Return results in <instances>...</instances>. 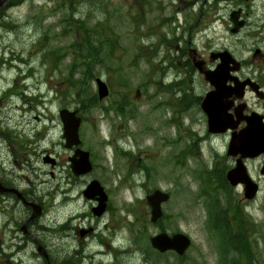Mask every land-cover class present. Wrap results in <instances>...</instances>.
Instances as JSON below:
<instances>
[{
  "label": "rangeland",
  "instance_id": "rangeland-1",
  "mask_svg": "<svg viewBox=\"0 0 264 264\" xmlns=\"http://www.w3.org/2000/svg\"><path fill=\"white\" fill-rule=\"evenodd\" d=\"M72 1V5L64 3V0L16 1L0 14V179H5L1 168L9 171L14 165L11 163L13 155L21 160L27 158L36 168L35 171L23 169L18 172L17 185L34 190L36 203L41 204L44 210L40 224L46 222L50 231L42 233L41 229H34L30 234L44 241L42 246L54 263L90 264L91 260L78 263V257L83 252H92L97 246L85 240V237L80 238L77 231L89 227L101 231L106 225L107 230L98 235L104 240L114 235V244L122 251L120 257H115L114 264H156L146 261L142 252L146 249L148 237L161 231L168 235L179 231L191 240V247L186 253L188 261L184 264H222L217 253L219 245L216 240L215 243L209 239L205 229L208 217L205 207L201 200L194 202L193 194L202 189L198 186V180L190 176L189 170L198 168L200 161L212 169L217 159L215 155L219 163L227 167L226 171L230 169L234 162L225 155L229 139L220 136L215 143L210 142L212 138L207 139L211 143V152L197 148L192 156L193 148L186 145L191 140L195 141L196 136L192 131L196 135H204L203 117L198 109L192 108L181 116L184 126L189 127H183L180 131L168 123V120L173 121V117L166 103L170 94L164 91L163 82L171 80L174 70L157 72L158 64L154 63L150 72L151 66L141 59L140 51L151 53V43L158 42L162 34L171 38L176 26L175 32L179 35L189 24L193 27L192 35L187 44L179 45L186 55L180 58L179 54L174 53L176 43L162 45L156 54L161 62L167 57L175 61V55L188 61V50L191 49L206 62V66L214 67L217 62H211L209 54L226 50L235 60L243 63L239 75L259 81L264 91V0H147L144 6H140V0ZM58 6H72L75 8L74 16L92 18L86 23L88 28L98 21H105L106 27L120 34L116 44L120 51L117 49L113 53L120 65L119 82L116 74H107L97 66L95 70L99 73H95V77L86 85L89 88L87 92L90 90L96 97V105L91 104L86 111L74 101L75 97L71 99L67 98V93V96L63 95L64 90L68 89L65 77L70 56L60 60L56 68L45 59V55L52 61L55 55L70 52L67 48L74 39L73 36L68 39L63 36L59 21L68 13V8L58 9ZM99 6L104 7L107 14L98 10ZM237 7L246 13V16L243 15L246 24L238 34L233 35L229 31L232 25L228 16ZM135 8L143 12L144 22L142 26L138 22L139 29L136 27L137 31L132 32ZM171 17L177 21L165 24L164 21ZM102 23L100 25L104 27ZM152 26L155 27L148 31ZM44 32L47 40L41 45L39 41ZM135 37L143 38L147 48L136 50L140 42ZM127 44L132 48L122 49ZM255 50L259 52L253 59ZM134 55L140 59L137 61ZM162 66H166V63L163 62ZM95 78H101L108 87V96L100 101L96 95ZM148 80L151 82L149 85ZM192 88L194 96L201 98L210 89L198 76ZM137 89L141 94L139 99L135 98ZM21 91H25L27 96L22 95ZM120 96L126 99L122 111L115 105V100ZM86 99L90 100L91 96L88 95ZM244 101L264 115V101L256 99L251 93L246 94ZM62 108H78L82 119L79 127L82 141L80 150L89 151L93 156L94 169L82 178L66 179L70 172L68 158L73 151L64 147L62 124L58 116ZM125 111L126 116L123 115ZM2 132L8 134V139L3 138ZM46 153L56 161V167L42 162ZM184 159L186 162L181 167L178 163ZM259 165V161L245 165L249 176L260 183L261 189L248 208H243V213L254 219L256 224L264 225V182L262 184L263 179L258 175ZM206 171L211 172L208 167ZM91 179L98 180L108 193L109 205L102 218L92 216L90 211L95 206L94 201L82 196L83 189ZM212 183L216 186L223 183L222 171L214 173ZM56 186L59 194L53 193L48 197L47 194L54 191ZM156 189L169 193L170 200L162 205L163 218L160 222L151 224L145 197ZM62 191H67L64 197ZM215 193L218 201L225 204L224 195L217 188ZM230 193L234 202L242 199L240 187L231 188ZM210 202L216 203V200L211 197ZM216 208L217 205L214 210ZM221 208L225 210L227 207ZM26 217L28 214L20 203L11 196L0 194V264H44L35 245L29 239L25 240L24 233L21 234L18 226L14 225V222L22 224ZM63 223L65 225L60 226ZM54 228L60 231H53ZM262 234L264 237V230ZM11 236L23 238L19 250L15 245L19 241L11 240ZM137 236L144 241L135 243ZM255 238L257 234L252 236L254 245L263 249L262 242H257ZM15 251L17 254L11 255ZM262 251L261 260L264 262V249ZM146 254L157 260L156 255ZM111 258H102L101 261L106 262ZM230 258L237 260V253H230ZM91 262L97 264L100 259ZM158 263L183 264L173 254H167Z\"/></svg>",
  "mask_w": 264,
  "mask_h": 264
},
{
  "label": "water",
  "instance_id": "water-1",
  "mask_svg": "<svg viewBox=\"0 0 264 264\" xmlns=\"http://www.w3.org/2000/svg\"><path fill=\"white\" fill-rule=\"evenodd\" d=\"M8 1L9 0H0V9ZM239 17L240 10L234 11L230 14L229 19L233 24V28L230 30L231 33H237L239 28L244 25V21H240ZM256 54L257 52L254 53L253 57H255ZM210 59H219L220 62L213 71L203 72L205 80L209 82L214 90L208 92L204 96L201 102V109L207 116L208 131L211 133H223L227 129H234L242 119L240 116V112L243 108L242 105H239L237 111L235 110L236 121L233 119L232 115L227 114V110L232 105V101L229 100L232 96L241 99L246 85L256 92L260 98H263L264 96L261 92H258V85L251 80L246 79L240 82L236 77L230 76V72H235L239 69L240 63L236 62L227 51L215 54L212 53L210 54ZM202 63V61H198L194 63V66L200 70ZM227 81L232 82L233 85L226 86ZM95 82L98 98L101 100L108 94L107 86L100 79H96ZM136 96H139L138 91L136 92ZM75 113L76 112L74 111L69 112L64 109L59 112V117L63 124V138L65 140V147L67 148L79 144L78 127L80 120L75 116ZM262 119L263 117L258 116L257 114H253L246 119V127L238 134H232L228 144L227 155L236 156L237 154H240V159L247 157L254 158L260 154L264 155V124ZM240 159L235 169L230 170L226 174V179L232 186H235L238 183L243 184L245 198L252 199L257 191V186L247 176L243 165L240 163ZM70 162V167L75 175L84 174L91 169V165L88 161V153L82 152L79 149H76ZM261 173H264V163ZM0 192L17 194L14 189H7L1 185ZM83 195L87 198H96L98 200V206L93 209L96 215H99L104 210L106 197L102 192V188L96 181H93L88 185L83 192ZM17 196L25 205L32 207L30 219H33L40 214V206L27 203L21 194H17ZM146 200L150 206V221L155 223L162 216L161 204L168 200V195L156 190L148 195ZM150 242L152 247L161 253L171 250L178 255H182L190 245L189 239L183 234H174L169 237L165 233H160L151 238ZM37 251L47 259V255L43 248L38 246Z\"/></svg>",
  "mask_w": 264,
  "mask_h": 264
},
{
  "label": "trees",
  "instance_id": "trees-1",
  "mask_svg": "<svg viewBox=\"0 0 264 264\" xmlns=\"http://www.w3.org/2000/svg\"><path fill=\"white\" fill-rule=\"evenodd\" d=\"M15 2H22L24 0H14ZM68 2V4L72 5V0H64V3ZM62 3V4H64ZM147 3V0H140V6H144ZM10 7V6H9ZM60 8H68V13H65V16L61 18L59 21L60 24L62 25V33L63 36L66 37L67 39L73 36V42L70 46H68L67 50L69 49L70 52H65L63 55L58 56L55 55V60L52 58V61L49 59L47 55H45V59L50 61L51 64L56 68L58 66V62L62 59H64L67 56H70L69 63L66 66V77H65V82H66V88L67 90H64L63 95L67 96V98H74V101L78 102L80 104V107L86 109L88 103L90 102L89 106L91 104L96 105L95 102V96L89 92H87L86 85L88 84L89 81H91L96 74L99 73V71L95 70L97 66L101 67V70H105L107 74H116V77L120 79V71L119 70V63H117V57H114L113 53L119 48L116 45L118 43V35L120 34H115L114 31L106 27V22L104 21L103 23L98 21L95 23V26L92 27H87L86 23L90 22L89 20H92V18H89V16H74L75 8L72 6H58V9ZM103 14H107V10L99 6L97 8ZM135 13L132 15V20L134 22L132 32L137 31L139 28L137 27L138 22L143 25L144 18L143 12L139 11L138 8L134 9ZM193 19L195 20V16H193ZM197 19L198 16L196 15ZM174 17H171V19H166L164 21L165 24L170 23L174 21ZM103 24L101 26L100 24ZM195 24V23H194ZM193 24V25H194ZM186 29V36L183 34V32L180 33L179 36H176L175 33V28L172 30L171 33V38L166 37V34H162L161 38L158 40V42H152V51L151 53L145 52V51H140V56L141 59L144 60V63L149 67V71L158 61V58L156 54H158V47L162 45H171L175 43H183L187 44L188 39L191 37V33L193 30L192 26H189ZM98 27H102V29L98 30ZM137 27V30H136ZM155 26H152L151 28H148L147 30L149 31ZM147 31V32H148ZM45 33V32H44ZM145 32L142 33L144 35ZM60 36H62L60 34ZM96 36V37H94ZM139 39L138 37H135ZM46 33L43 35V37L40 39L39 43L41 45L46 43ZM140 42V47L136 48V50H140L141 48H147L146 45L143 42V38L139 39ZM121 46V45H120ZM129 48H132L130 44H127L125 47H122V49L128 50ZM117 50V51H118ZM120 51V50H119ZM57 52V50H56ZM185 55V52L181 50L180 53V58ZM134 58L137 59V61L140 59L138 55H134ZM177 60L182 62V66H191L189 61H183L182 59L178 58V55H176ZM167 59V58H166ZM169 61V65L175 66V62L173 58L167 59ZM117 63V64H116ZM159 67L161 66V62L157 63ZM102 65V66H101ZM137 67V64L135 63L134 65ZM96 73V74H95ZM91 77V78H90ZM90 78V79H89ZM67 93V95H66ZM91 96V99L88 100L86 99L87 97ZM90 98V97H89ZM118 100H115V105L118 107L119 110L122 111L123 107H125L126 104V99L123 96L118 97ZM92 101V102H91ZM98 105V104H97ZM78 109V108H77ZM117 109V108H116ZM124 116H126L125 113H123ZM5 135V134H4ZM6 137V135L4 136ZM212 182L203 180V183H201L200 188L202 189L201 192L197 193L195 195V199H203L205 203V207L208 210V212L212 213H219V212H226V211H234V207L230 205L231 199L228 198L226 199V205H223L218 201V196L212 190ZM220 189H224L225 187L223 185H219ZM223 193V192H222ZM225 194V193H223ZM213 198L216 200L215 202H210V198ZM217 205L216 210L215 206ZM231 207L230 209L227 210H220L222 209L221 207Z\"/></svg>",
  "mask_w": 264,
  "mask_h": 264
},
{
  "label": "flooded vegetation",
  "instance_id": "flooded-vegetation-1",
  "mask_svg": "<svg viewBox=\"0 0 264 264\" xmlns=\"http://www.w3.org/2000/svg\"><path fill=\"white\" fill-rule=\"evenodd\" d=\"M177 49H179V46H178V48ZM189 55H190V59H191V62H193V58H198L197 57V55H196V53H193V52H191V50L189 51ZM211 67H207L206 65H205V63H204V65H203V67H202V69H204V70H209ZM187 69V68H186ZM194 71L195 69L193 68V67H190V68H188V71L187 72H185V69H183V68H179L178 69V74H179V76H181L182 78L184 77V75H186V74H188V72L189 71ZM197 76H199V77H201V74H199V73H197ZM238 77L240 78V79H245V78H247V76H242V75H238ZM249 78V77H248ZM177 83H179V82H177ZM261 88V87H260ZM247 93H251L250 91H247ZM256 98V97H255ZM193 100V98L192 99H188V100H185V97H181L180 95H178V96H174V101H175V104H181V103H183V102H185L186 101V103L187 102H190V101H192ZM186 103H183L182 105H185ZM245 103V106L243 107V110H242V114H243V116L244 117H248V115L249 114H251L252 112H258L257 110H255V109H252V108H250L247 104H246V102H244ZM238 106V102L237 101H234V104H233V106L231 107V109L228 111V113L229 114H233L234 113V111H235V108ZM200 112V111H199ZM201 113V112H200ZM201 115H202V117H203V123H204V125H205V131H204V136L205 137H203L204 139H206V137H220V136H223V137H227V138H229V137H231V135H232V133L234 132H236V131H238L239 129H241L242 127H244L245 126V122L244 121H242V122H240L238 125H237V127H236V129H235V131H227V132H225L224 134H218V135H214V134H209L208 132H207V127H206V118H205V116L201 113ZM46 154H49V153H46ZM50 155V154H49ZM25 160V163H22L23 161ZM232 160H233V162H234V164H235V162H236V160H237V158L236 157H233L232 158ZM55 161V160H54ZM251 161H259L260 162V164H262V162H263V157L261 158V157H259V158H256V159H253V160H250V159H244L243 160V163H245V165L248 163V162H251ZM43 162V161H42ZM11 163H13L14 165H12L11 167H10V169H9V171H5L4 173H3V178H5L4 180H2L1 179V184H3L5 187H9V188H15V189H17L26 199H27V201H30V202H37L36 201V197L34 196V190H32L31 189V191L30 190H28V189H23V188H19L18 187V185H17V181H18V177L19 176H17V173L18 172H20V171H23V167H24V169L25 170H27V171H35V169L36 168H34V166H32L30 163H29V161H28V159L27 158H24V159H19L16 155H13L12 156V160H11ZM44 163V162H43ZM24 164H27V165H24ZM56 161L53 163V165H50L52 168H54V167H56ZM259 166H261V165H259ZM51 173V172H50ZM258 175L261 177V179H263V181H262V184H263V182H264V175H262V174H260V168H259V170H258ZM51 176H53V174L51 173ZM69 177H72L73 178V176H72V174H71V172H69L67 175H66V179H68ZM82 177H84V176H81V177H78V178H82ZM9 178H11V180H9ZM92 180V179H91ZM238 187H240L241 188V190H242V187L239 185ZM67 191H62V194H63V197L65 196V193H66ZM32 193H33V196H32ZM53 193H58L59 194V191H58V188H57V186L55 187V190L53 191ZM10 196H13L14 198H15V200H17L18 198H17V196L16 195H14V194H10ZM68 198V197H67ZM18 202L17 203H19L20 201H19V199L17 200ZM239 203H241V204H244L245 206H246V202H244V201H242V202H239ZM26 208V207H25ZM44 211V210H43ZM27 214H28V217H29V215H30V209L29 208H27ZM43 214V213H42ZM237 218H239L240 219V221H241V223L243 224L242 225V227L239 229V227H232V229H231V231L233 230V233H229L228 234V237L226 238V240H227V243H229L230 244V246H234L235 244L234 243H236V242H238V243H241V245H243V249H238V248H236V249H233V251L235 252V253H237V264H261V262L263 263V261H260L261 259H260V255H261V250H262V247L260 246V248L261 249H259V248H257V249H254V251H253V253L251 254L250 253V248L252 247V246H255L254 244H255V241L254 240H252V236L253 235H256L257 234V238H255V240L258 242L259 240L262 242V244H263V248H264V238H263V235H262V233L261 232H259V231H257V229H252L251 227H250V223H251V221L248 219H246V215L244 214V213H242V212H238V214H237ZM28 217H26L25 219H24V221L22 222V224L25 222V221H27V218ZM102 217H103V215H102ZM101 217V218H102ZM232 219L233 220H236V218H233L232 217ZM235 223H237L238 224V221H235ZM22 224H20L19 222L17 223V222H14V225L17 227L18 226V228H20V226L22 225ZM65 224H62V227L64 226ZM253 225H255V226H258L259 227V223L258 224H256L255 222H253ZM26 227H27V230L28 231H26L27 233V235L29 236V238H30V240H32V242H34L35 243V237L34 236H32L30 233H32L33 232V230L35 229V230H38V229H42V227L41 228H38V226H37V224L35 223V222H33V223H31V224H28L27 223V225H26ZM33 228V229H32ZM32 229V230H31ZM92 229V228H91ZM91 229H84V232L82 233V235H84L83 237H85V240L86 239H88V240H90L91 242H93L95 245H98L99 243L98 242H100L102 245H98V246H105V248H106V245L108 244L109 246H108V250H110L111 249V243H110V241H106V240H104V239H102L101 241H99V239L98 240H96V239H94L95 238V234L94 233H91ZM31 230V231H30ZM88 230H90L89 232H88ZM107 230V228H106V225L103 227V229L100 231L101 233H102V231H106ZM241 231L242 232V235H241V233H239L238 231ZM252 230H254L253 231V233L251 232ZM21 232V231H20ZM235 232H238V233H235ZM256 233V234H255ZM21 234H22V232H21ZM26 234H24V235H26ZM23 235V236H24ZM111 237V236H110ZM109 238V237H108ZM25 240L26 239H28L27 237H25L24 238ZM93 239L96 241H93ZM11 240H18L19 241V243L18 244H15L18 248H21V242L23 241V238L21 239V238H18L17 236H11ZM236 241V242H235ZM36 242H39V241H36ZM39 243H41V242H39ZM42 244V243H41ZM44 245V244H43ZM257 246H259V245H257ZM218 253V252H217ZM218 256L219 257H221V253L219 252L218 253ZM230 261H231V263H233V261H234V258H231L230 259Z\"/></svg>",
  "mask_w": 264,
  "mask_h": 264
},
{
  "label": "bare ground",
  "instance_id": "bare-ground-1",
  "mask_svg": "<svg viewBox=\"0 0 264 264\" xmlns=\"http://www.w3.org/2000/svg\"><path fill=\"white\" fill-rule=\"evenodd\" d=\"M184 55V54H183ZM186 55V54H185ZM188 57H189V59L191 58L190 57V55H189V52H188ZM183 61H185V59L183 58ZM188 71V70H187ZM197 71L196 70H194V71H189L188 72V77H189V79L190 80H192V79H194L195 77H196V75H197ZM24 81V80H23ZM187 83H185L184 85H186ZM263 87L261 86V88L259 87V89H258V91L259 92H264L263 90ZM136 99H138L137 97H135ZM192 132H194V134H195V136H196V138L195 139H197L198 140V142H199V144H200V147L202 148V149H207V147H206V145L204 144V142L201 140V137L202 136H200V135H196V132L195 131H192ZM212 142H216V138H212ZM170 144V143H169ZM172 145V144H171ZM208 153V152H207ZM70 158V157H69ZM68 158V159H69ZM215 158H217V159H215L216 161H219V158L218 157H216V155H215ZM195 173H196V170L195 169H193L192 171H190L189 172V174H190V176L192 177V176H195ZM100 187L102 188V190H103V193H104V195H105V197H106V199L108 198V193H107V191H105V189H104V187L102 186V185H100ZM0 194H5V195H8V196H10V193L9 192H0ZM194 195V202H196L197 203V201H195V194H193ZM69 198V197H68ZM91 212V211H90ZM91 214H92V212H91ZM92 216H93V214H92ZM42 217H43V215H38L37 217H35V218H33V219H29L28 221H27V223L28 224H31V223H33V222H35L36 224H37V226H38V228H41L42 227V229H41V232L42 233H44L45 231H47V224H46V222H42L41 224H40V221H41V219H42ZM92 227H89V229H91ZM20 231H25L26 230V228H25V226H20ZM33 229V228H32ZM31 229V230H32ZM53 229V228H52ZM30 230V231H31ZM38 230H40V229H38ZM50 230V229H49ZM92 231H91V233H94L95 235V238L94 239H96V240H98L99 239V241H101L102 240V237L101 236H99L98 234H100L101 232L98 230V229H91ZM26 231H28V230H26ZM53 231H56V232H58L59 230L57 229V228H54V230ZM90 230H88V232H89ZM176 234H181L180 232L179 233H176ZM36 238H35V242L36 241H39V242H41V243H44V241L41 239V238H39L38 236H35ZM93 239V241H95ZM96 242V241H95ZM100 245H102L100 242H98ZM98 244V245H99ZM95 245V244H94ZM98 245H95V246H97V247H94L93 249H92V252H90V253H88L87 254V252H86V254H85V252H83L82 254H81V256L80 257H78V259H81V260H95V261H99V258L98 257H107V255L109 254V250H107V249H100L99 248V246ZM20 248H18V247H16V250H19ZM16 252V251H15ZM17 254V252L15 253V254H11V255H16ZM126 253H124L123 255H125ZM122 255V251L121 250H118V253H117V256L118 257H120ZM145 258H146V260H147V255H145ZM220 261H221V263L222 264H224L223 263V260L222 259H219ZM91 261H90V264H91ZM102 264V263H101Z\"/></svg>",
  "mask_w": 264,
  "mask_h": 264
}]
</instances>
